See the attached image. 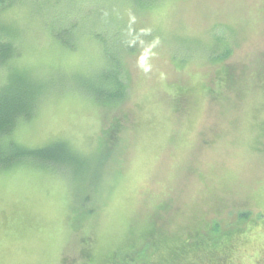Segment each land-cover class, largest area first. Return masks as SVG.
<instances>
[{
    "label": "rangeland",
    "instance_id": "374dc122",
    "mask_svg": "<svg viewBox=\"0 0 264 264\" xmlns=\"http://www.w3.org/2000/svg\"><path fill=\"white\" fill-rule=\"evenodd\" d=\"M138 1L0 0V89L34 96L8 138L80 161L0 166V264H264V0Z\"/></svg>",
    "mask_w": 264,
    "mask_h": 264
},
{
    "label": "trees",
    "instance_id": "16d2710c",
    "mask_svg": "<svg viewBox=\"0 0 264 264\" xmlns=\"http://www.w3.org/2000/svg\"><path fill=\"white\" fill-rule=\"evenodd\" d=\"M137 2L139 3L138 0ZM139 5L144 7V10H150L154 4L140 3ZM5 36V38H0V64L9 62L15 53L12 34L8 33ZM55 39L59 42L61 35H56ZM224 46L226 51L221 56L217 55L214 60H219L216 58L223 60L228 57L230 49L226 48V45ZM116 68L112 67L110 73L105 71L100 73L95 78L97 80L94 79L93 82L85 81L82 83L81 88L86 89L94 96L96 102L103 106V102H106V100L112 103L122 102L126 99L127 89L126 84L122 81L123 79L121 78V80L119 77L120 71ZM19 75L12 74L7 84L0 89V141L2 144L0 145V166L9 169L16 164L15 162L22 159H29L38 164L54 163L64 166H71L80 162L78 155L65 142H57L41 149H27L18 146L8 138L16 128L17 122L22 118L29 119L33 110V89ZM101 82H104L107 86H103Z\"/></svg>",
    "mask_w": 264,
    "mask_h": 264
}]
</instances>
